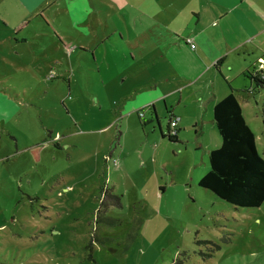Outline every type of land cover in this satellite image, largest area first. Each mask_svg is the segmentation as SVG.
<instances>
[{"label":"rangeland","instance_id":"374dc122","mask_svg":"<svg viewBox=\"0 0 264 264\" xmlns=\"http://www.w3.org/2000/svg\"><path fill=\"white\" fill-rule=\"evenodd\" d=\"M125 2L0 0V264H264V202L198 184L218 130L159 143L131 111L132 85L164 64L155 40L150 57L130 44ZM237 94L264 157V86Z\"/></svg>","mask_w":264,"mask_h":264},{"label":"crops","instance_id":"0c3cea01","mask_svg":"<svg viewBox=\"0 0 264 264\" xmlns=\"http://www.w3.org/2000/svg\"><path fill=\"white\" fill-rule=\"evenodd\" d=\"M124 4L133 10L129 25L137 35L130 44L141 45L139 53L150 57L141 43L155 40L152 57L161 58L165 68L139 79L125 95L134 102L131 111L145 119L139 126L152 140L169 142L170 120L179 117L174 142H183L187 132L198 136L208 129L215 137V104L231 89L238 100V92L254 94L257 85L249 72L264 73V0H126ZM106 5L114 8L110 2ZM138 27L144 28L138 32ZM119 35L126 38L122 31ZM60 39L67 50L72 46ZM245 104L241 103L243 111ZM116 153L117 165L124 166L128 149Z\"/></svg>","mask_w":264,"mask_h":264},{"label":"trees","instance_id":"16d2710c","mask_svg":"<svg viewBox=\"0 0 264 264\" xmlns=\"http://www.w3.org/2000/svg\"><path fill=\"white\" fill-rule=\"evenodd\" d=\"M26 24L22 22L15 31L21 30ZM249 76L257 86H264V73L249 72ZM213 119L222 140L218 147L209 151L210 168L198 184L235 207L261 206L264 202V157L259 153L255 132L232 89L215 104ZM168 138L171 141L178 140L177 134L168 135ZM29 151L37 162L41 157V146L34 145ZM104 190L101 187L102 194ZM107 196L109 202L122 206L119 195L107 193H104L102 203L107 200Z\"/></svg>","mask_w":264,"mask_h":264},{"label":"built area","instance_id":"2783aa9c","mask_svg":"<svg viewBox=\"0 0 264 264\" xmlns=\"http://www.w3.org/2000/svg\"><path fill=\"white\" fill-rule=\"evenodd\" d=\"M194 47V44H193ZM179 117H175L174 119L170 120V126H169V135H175L178 133L177 129V123H178ZM116 162V161H115Z\"/></svg>","mask_w":264,"mask_h":264},{"label":"flooded vegetation","instance_id":"af4514ba","mask_svg":"<svg viewBox=\"0 0 264 264\" xmlns=\"http://www.w3.org/2000/svg\"><path fill=\"white\" fill-rule=\"evenodd\" d=\"M169 135V134H168ZM169 136H173V135H169Z\"/></svg>","mask_w":264,"mask_h":264}]
</instances>
